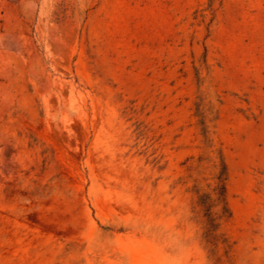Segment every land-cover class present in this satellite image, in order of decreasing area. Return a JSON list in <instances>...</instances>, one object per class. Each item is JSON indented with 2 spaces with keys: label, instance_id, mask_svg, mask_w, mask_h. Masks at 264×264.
Returning a JSON list of instances; mask_svg holds the SVG:
<instances>
[{
  "label": "rangeland",
  "instance_id": "obj_1",
  "mask_svg": "<svg viewBox=\"0 0 264 264\" xmlns=\"http://www.w3.org/2000/svg\"><path fill=\"white\" fill-rule=\"evenodd\" d=\"M0 264H264V0H0Z\"/></svg>",
  "mask_w": 264,
  "mask_h": 264
},
{
  "label": "trees",
  "instance_id": "obj_2",
  "mask_svg": "<svg viewBox=\"0 0 264 264\" xmlns=\"http://www.w3.org/2000/svg\"><path fill=\"white\" fill-rule=\"evenodd\" d=\"M199 116L201 134L208 145L207 147L212 149L214 145L209 138L208 121L206 116ZM211 152L214 154L211 158L215 171L214 185L208 191L195 186L194 193L196 198L194 206L203 217L202 239L210 248L212 255L217 257L216 250L220 246L225 249L226 255L231 252L232 246L229 244L227 238L220 232V229L223 222L229 221L232 218V212L228 202V165L221 149L211 150Z\"/></svg>",
  "mask_w": 264,
  "mask_h": 264
}]
</instances>
